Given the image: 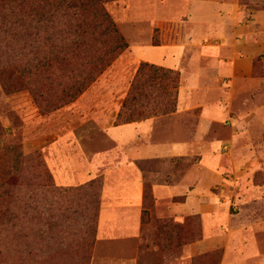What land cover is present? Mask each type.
<instances>
[{
	"label": "rangeland",
	"instance_id": "obj_1",
	"mask_svg": "<svg viewBox=\"0 0 264 264\" xmlns=\"http://www.w3.org/2000/svg\"><path fill=\"white\" fill-rule=\"evenodd\" d=\"M204 1L215 26L187 55L204 78L190 88V112L183 116L190 139L207 123L190 155V190H196L190 204L198 209L158 217L147 193L141 237L124 245L98 239L103 178L66 183L60 165L77 157L74 123L66 118L78 102L106 110L114 124L130 113L137 120L175 113L162 115L143 96L159 91L140 87L141 76L151 73L136 74L139 65L116 21L126 24L128 13L114 17L110 5L121 1L95 8L80 0H0V264H130L124 258L131 255L132 264H264V0ZM222 5L238 8L239 21L219 22ZM150 6L140 4L133 16L171 9ZM103 14L117 33L109 30L100 45L94 40L105 30ZM180 19L154 28L148 44L184 42L187 19ZM198 37L190 40L197 44ZM119 39L127 49L118 48ZM163 53L141 64L168 66ZM177 72L180 91L184 78ZM133 78L129 94L137 101L124 106ZM178 103L179 96L176 111ZM98 139L105 148L106 137Z\"/></svg>",
	"mask_w": 264,
	"mask_h": 264
},
{
	"label": "crops",
	"instance_id": "obj_2",
	"mask_svg": "<svg viewBox=\"0 0 264 264\" xmlns=\"http://www.w3.org/2000/svg\"><path fill=\"white\" fill-rule=\"evenodd\" d=\"M143 3L151 5L150 8L155 11L157 7L171 9H165L160 15H143L136 19L132 11ZM208 4L211 3L204 0H123L110 5L113 14L118 11L128 13L126 24L115 19L126 31L125 37L130 46L128 54L134 67L141 63L152 64L149 61L155 58L154 53L163 50L162 58L168 66L153 65L180 71L184 87L179 91L178 110L172 115L175 119L152 117L115 125L106 121L109 117L106 110L101 112L98 108H88L81 102H78L74 112L67 114L66 120L74 123L70 132L76 136L77 157H65V162L60 165V180L76 184L88 178H103V204L98 219V239L102 243L124 242L127 245L140 239L144 211L147 210V193L156 202L154 214L158 217L182 218L190 214V210L198 209L190 204V198L196 193L195 189L190 190V181L195 180L193 175L190 176V155L195 150L194 140H203L207 123L202 122L197 136L190 139L188 124L183 116L190 112V100L193 99L190 88L200 84L204 78L197 59L187 55H190V50L193 51V45L201 46V34L215 26L209 13H205ZM220 11L219 22L222 23L239 21L241 16L239 9L232 5H222ZM181 16L187 19L184 42L169 46L148 44L154 28L178 22ZM226 26L223 33L227 32ZM192 37H198L196 41L200 44L192 43ZM95 132L96 135L88 137L89 133L93 135ZM99 134L106 137L105 148L99 142ZM71 160H75L76 167H71ZM177 198H184V201L169 203ZM124 259L130 264L136 261L133 255Z\"/></svg>",
	"mask_w": 264,
	"mask_h": 264
},
{
	"label": "trees",
	"instance_id": "obj_3",
	"mask_svg": "<svg viewBox=\"0 0 264 264\" xmlns=\"http://www.w3.org/2000/svg\"><path fill=\"white\" fill-rule=\"evenodd\" d=\"M9 1V0H8ZM81 4H84L85 2H89L90 4H93L95 8H97L98 4H107L114 1H123V0H80ZM103 20H105L106 25L105 30L100 35L101 39L94 40V42L98 43L100 42V45L105 44L106 40L103 39L104 35H108L110 31H113L114 33H117L116 27L113 26L111 22L108 21L107 15L103 14ZM110 30V31H109ZM120 40V39H119ZM118 48L119 49H127L128 45H126L122 40L119 41ZM108 66V64H107ZM145 69H148V71L151 73L150 76H145L146 78H143L144 76H141L142 83L141 86L142 89H146L147 87L150 88H156L159 91V94L156 96L158 97V100L156 101V98L150 97L148 94L143 95L146 101H149V98L154 100L155 108L159 110L162 115H166L168 113L176 112V106L178 102V95H179V83H180V74L177 71H173L171 69H165L163 67H155L149 66L147 64H140L139 68L137 70L136 74H142ZM99 72H102L100 70ZM138 76V75H137ZM135 78H133L129 82V89L127 93V97L125 98L124 106L127 104L128 101L132 100V102L137 101V96L130 97L131 94L129 92L132 89H135ZM142 96V93L140 97ZM134 115L132 113L128 114L127 118L123 122H115V125H122V124H128L133 122H140L148 118H145L143 120H137L133 117ZM158 116V115H157ZM156 117V116H153Z\"/></svg>",
	"mask_w": 264,
	"mask_h": 264
}]
</instances>
